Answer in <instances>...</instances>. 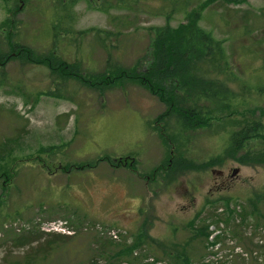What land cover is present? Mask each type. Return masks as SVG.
I'll list each match as a JSON object with an SVG mask.
<instances>
[{
  "label": "rangeland",
  "instance_id": "374dc122",
  "mask_svg": "<svg viewBox=\"0 0 264 264\" xmlns=\"http://www.w3.org/2000/svg\"><path fill=\"white\" fill-rule=\"evenodd\" d=\"M62 11L72 23L55 33ZM187 13L199 14L198 27L220 42L235 77L228 87L248 105L258 96L264 122V0H0V264H134L133 251L143 249L166 264H242L240 251H257L260 235L251 229L241 241L228 234L229 218L264 185L263 166L225 154L240 115L213 119L176 150L157 121L164 106L147 89L94 82L101 74L113 80L118 66L146 67L152 29L176 28ZM17 46L71 64L77 75L4 56ZM179 153L189 164L167 167ZM127 155L136 157L138 176L150 178L153 196L162 181L161 198L148 200L135 232L119 226L133 216L99 221L81 207V186L103 185L85 164L103 162L97 169L108 172L109 162L130 161L110 157ZM204 163L212 164L199 168ZM58 223L63 231L50 228ZM111 228L126 236L112 240Z\"/></svg>",
  "mask_w": 264,
  "mask_h": 264
},
{
  "label": "trees",
  "instance_id": "16d2710c",
  "mask_svg": "<svg viewBox=\"0 0 264 264\" xmlns=\"http://www.w3.org/2000/svg\"><path fill=\"white\" fill-rule=\"evenodd\" d=\"M199 18L197 13H187L185 23L176 28L168 24L153 28L149 44L150 58L146 67L139 68L137 63L131 69L118 66L113 80L101 74L94 78V82L105 87L131 80L147 89L164 106L157 121L164 123L161 132L167 136L169 143L177 145L176 150H183L185 137L194 130L209 126L213 119L228 117L235 120L233 117L240 115L235 121L237 127L228 131L225 154L231 155V160L240 165L264 167V122L263 114L257 108L258 96L248 105L241 92L236 94L230 90L229 83L235 77L229 68L225 51L220 42L198 27ZM166 19L169 21L170 17ZM71 23L67 12H63L60 21L52 25V31L57 33L59 29L70 27ZM99 41L105 46L102 38ZM16 49L13 53L3 55L13 58L22 54V57L33 63L43 65L46 62L44 66L50 72L57 70L59 73L77 75V70L71 64L49 57L35 59L31 49L21 46ZM86 82L89 84L92 80ZM188 162L189 159L179 153L170 158L166 165L175 170L188 165ZM109 164L113 165L112 161ZM211 164L204 163L199 168H207ZM94 165L85 164V167ZM244 228L251 229L249 234L252 238L256 234L260 236L255 245L257 251H241L242 264H264V185L248 195L246 207L241 209L239 215L228 220V234L238 241L242 239Z\"/></svg>",
  "mask_w": 264,
  "mask_h": 264
},
{
  "label": "crops",
  "instance_id": "0c3cea01",
  "mask_svg": "<svg viewBox=\"0 0 264 264\" xmlns=\"http://www.w3.org/2000/svg\"><path fill=\"white\" fill-rule=\"evenodd\" d=\"M4 147L5 143H3L1 149L3 150ZM110 158L114 161L128 158L130 161H127L129 163L124 164H121L120 161V163L114 162L113 165L107 164L110 169L108 172H102L97 169L99 162L91 167V169L88 170L90 177L97 178V180H100L103 185H101V189H96L97 186H81V191L86 194V199L83 200L81 207L86 213H96V216L99 217V221H118L119 218L123 219L133 216L132 220L128 224H119V226L126 228L129 232L138 231L144 219L143 215L146 211L145 207L148 205V200L150 198H155L152 201V206H155L157 200L161 198V195L158 192V187L162 185V181L160 180L156 183V195L153 196V188L150 186L148 181L146 182L144 180L145 178L150 180L148 175H145V177L140 175L138 176L139 171L137 167H131V160H135L136 157L127 155ZM103 164L104 163L102 162L99 165ZM97 172H99V174ZM137 179H140V184L136 183ZM92 180L93 179H91L88 184L91 185L93 182ZM91 191H97L100 194V199L98 201H93L91 199ZM121 221L125 220H120V222Z\"/></svg>",
  "mask_w": 264,
  "mask_h": 264
},
{
  "label": "built area",
  "instance_id": "2783aa9c",
  "mask_svg": "<svg viewBox=\"0 0 264 264\" xmlns=\"http://www.w3.org/2000/svg\"><path fill=\"white\" fill-rule=\"evenodd\" d=\"M94 226H96L97 229H100L101 228V227H99L97 225H94ZM50 228L53 229V230H56V228H59L60 231H63V229H65L64 228V224H62V223H58V225H52ZM106 234L112 240H115V241L116 240L119 241L121 238H123V236L124 237L126 236V232L121 231L120 229H113V228L107 230L106 231ZM240 253H241V251H240ZM133 257L136 260V261H133L134 264H166L165 261L163 262L162 260L157 259V258L151 256L144 249L141 250V251H138V253L136 251H133ZM123 264H128V263L125 262Z\"/></svg>",
  "mask_w": 264,
  "mask_h": 264
},
{
  "label": "water",
  "instance_id": "95a60500",
  "mask_svg": "<svg viewBox=\"0 0 264 264\" xmlns=\"http://www.w3.org/2000/svg\"><path fill=\"white\" fill-rule=\"evenodd\" d=\"M234 173H236L237 171L235 170V171H233Z\"/></svg>",
  "mask_w": 264,
  "mask_h": 264
},
{
  "label": "flooded vegetation",
  "instance_id": "af4514ba",
  "mask_svg": "<svg viewBox=\"0 0 264 264\" xmlns=\"http://www.w3.org/2000/svg\"><path fill=\"white\" fill-rule=\"evenodd\" d=\"M219 175H221V174H219Z\"/></svg>",
  "mask_w": 264,
  "mask_h": 264
}]
</instances>
